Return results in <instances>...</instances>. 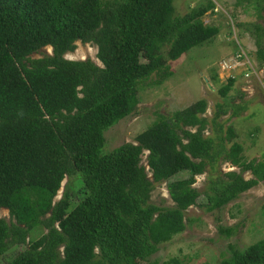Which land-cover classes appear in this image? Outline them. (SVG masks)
<instances>
[{
	"label": "trees",
	"instance_id": "16d2710c",
	"mask_svg": "<svg viewBox=\"0 0 264 264\" xmlns=\"http://www.w3.org/2000/svg\"><path fill=\"white\" fill-rule=\"evenodd\" d=\"M173 1L0 0V210L9 213L0 217V256L23 247L5 264H140L184 231L189 206L221 208L264 180V159L243 160L233 127L217 120L222 111L203 115L204 99L102 153L104 130L135 109L139 82L219 32L202 20L212 1L178 15ZM254 2L264 12V0ZM239 25L263 63L264 27ZM76 41L95 44L101 64L66 58ZM47 46L52 51L41 52ZM234 82L227 79L221 96ZM219 158L240 170L221 172ZM181 171L189 176L168 182L173 204L151 202L155 184ZM205 171L199 191L194 176ZM72 174L82 182L78 201L66 188L55 200ZM38 226L46 232L29 239ZM230 249L216 264H264V237Z\"/></svg>",
	"mask_w": 264,
	"mask_h": 264
},
{
	"label": "rangeland",
	"instance_id": "374dc122",
	"mask_svg": "<svg viewBox=\"0 0 264 264\" xmlns=\"http://www.w3.org/2000/svg\"><path fill=\"white\" fill-rule=\"evenodd\" d=\"M207 1H212L215 8L208 10L202 20L206 25L217 26L218 34L203 44L190 48L177 59L167 60L160 69L139 82L135 109L104 130L102 153L124 142H135L137 134L161 115L170 116L174 111L204 99L207 102L203 114L205 117L211 120L217 112L222 111L217 120L223 121L224 128L228 125L233 127L236 134L233 141L242 144V159H264V62L260 64L257 61V47L253 36L244 29V25H239L259 23L264 27V12L254 0L241 1L239 5L236 4L237 0H174V14H182ZM234 41L243 44L247 59L253 66L249 79L244 78L245 65L233 69L224 67L234 54ZM75 44V49L65 54L66 58H90L101 64L97 59L95 44L81 41H76ZM50 51L51 48L47 46L41 52ZM165 51L166 46L162 49L163 53ZM39 55L40 52L34 56ZM214 76L217 78L214 79ZM229 77H235V82L227 94L221 96L218 90ZM234 110L238 113L233 116ZM211 129L212 124L209 123L205 134L213 133ZM225 145L229 146L231 143L227 142ZM147 153L144 151L141 156L143 164L146 163ZM217 168L221 172L240 170L222 158L218 159ZM187 176L188 171H181L169 180L156 183L151 191V202L158 206L173 204L168 192V182ZM243 176L250 178L252 175L245 171ZM207 177L208 171L195 175L192 186L199 191L204 190ZM80 185L82 182L79 174L65 176L55 200L62 196L66 188L71 195V202H77ZM205 201V195L201 194L198 203ZM0 217L9 219L8 210L2 208ZM185 223L184 231L160 243L156 252L140 260V264H216L231 254V245L243 249L263 238L264 183L259 182L223 207L212 211H206L197 204L189 206L185 211ZM227 228L233 231L227 234L224 231ZM44 232L46 229L43 226L35 227L28 238L37 239ZM22 249V246H18L7 250L0 256V264L7 263L12 255Z\"/></svg>",
	"mask_w": 264,
	"mask_h": 264
},
{
	"label": "built area",
	"instance_id": "2783aa9c",
	"mask_svg": "<svg viewBox=\"0 0 264 264\" xmlns=\"http://www.w3.org/2000/svg\"><path fill=\"white\" fill-rule=\"evenodd\" d=\"M238 48L234 51L233 56L225 63L224 67H230L231 69L237 68L241 65H245L243 72L244 78L249 79L250 73L254 70L252 64L247 59L246 53L240 41H235ZM246 57V59H245ZM243 62V63H241ZM250 70V71H249ZM242 73V72H241Z\"/></svg>",
	"mask_w": 264,
	"mask_h": 264
},
{
	"label": "crops",
	"instance_id": "0c3cea01",
	"mask_svg": "<svg viewBox=\"0 0 264 264\" xmlns=\"http://www.w3.org/2000/svg\"><path fill=\"white\" fill-rule=\"evenodd\" d=\"M246 79V78H245ZM245 81H247V80H245ZM242 145V144H241ZM249 178V177H248ZM261 182H263L264 183V180L263 181H261Z\"/></svg>",
	"mask_w": 264,
	"mask_h": 264
},
{
	"label": "water",
	"instance_id": "95a60500",
	"mask_svg": "<svg viewBox=\"0 0 264 264\" xmlns=\"http://www.w3.org/2000/svg\"><path fill=\"white\" fill-rule=\"evenodd\" d=\"M48 47H50V46H48ZM50 48H51V47H50ZM51 51H52V49H51ZM51 51H50V52H51Z\"/></svg>",
	"mask_w": 264,
	"mask_h": 264
}]
</instances>
